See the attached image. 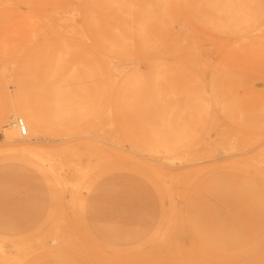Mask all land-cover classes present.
Segmentation results:
<instances>
[{
    "label": "rangeland",
    "instance_id": "rangeland-1",
    "mask_svg": "<svg viewBox=\"0 0 264 264\" xmlns=\"http://www.w3.org/2000/svg\"><path fill=\"white\" fill-rule=\"evenodd\" d=\"M257 5L264 12V0H257ZM235 7L236 0H6L0 6V81L11 80L6 99L22 97L41 116L53 109L41 88V72L48 65H18L41 33L86 36L89 38L84 45L90 47L93 34L113 32L103 25L104 21L135 18L141 15L136 10L147 8L152 11L149 17L163 18L167 26L140 29L141 32L162 33L169 39L190 37L191 47L209 51L221 44L219 36L233 43L227 39L233 34L226 36L222 31L216 36V27L218 20L229 19L227 10ZM249 34L244 35H253L257 40L256 34ZM242 49L230 55L234 65L169 68L178 77L166 88L177 93L174 99L170 92L165 102L182 101L188 105L196 98L199 107L206 106L199 115H186L188 110L173 115L178 130L190 134L191 139L177 142L167 135L174 145L166 152L160 147L152 151L141 145L151 140L149 126L160 124L150 109L161 110V101L153 102L149 92L128 101L118 99L114 93L123 86L120 82L124 76L145 74L144 65H128L118 71L112 93L104 101L105 112L98 117L100 130L87 132L101 142L87 139L81 132L62 129V136L71 138L64 144L65 154L59 165L63 172L59 170L56 177L46 181L35 177L30 184L36 198L42 200L41 217L54 219L46 224H70L68 247L73 264H264V237L259 239L264 232V183L247 178L245 173L250 163L263 172L259 163L264 159V45ZM58 66L68 80L70 70L78 65ZM17 71L20 78L14 80ZM189 77H195L194 82ZM73 82L68 81L67 86L74 88ZM80 82L86 84V79ZM90 82L96 87L102 84L95 77ZM143 88L153 90L151 84ZM52 127H44L42 135L50 136ZM7 128L6 122L0 127V163L10 153L3 135ZM130 135H136V143ZM84 142L94 147L75 146ZM81 151L92 159L86 174L84 162H75ZM75 166L81 174L73 182L71 169ZM115 176L122 177L118 186L127 179L132 182L136 199L130 208L108 204L93 222L86 208L60 196L69 190V183L84 192L98 181L108 187L109 178ZM6 185L0 177V188ZM155 188L169 193L172 214L160 215L157 208L144 203L145 196L149 201L155 196ZM102 225L107 226L104 233ZM212 227L222 233L209 236ZM132 234H137L136 239ZM112 237L115 240L110 241Z\"/></svg>",
    "mask_w": 264,
    "mask_h": 264
},
{
    "label": "bare ground",
    "instance_id": "bare-ground-1",
    "mask_svg": "<svg viewBox=\"0 0 264 264\" xmlns=\"http://www.w3.org/2000/svg\"><path fill=\"white\" fill-rule=\"evenodd\" d=\"M5 2L6 0H0V6ZM229 11V19L217 21L219 26L216 27L218 29L216 36L222 31L226 36L231 33L233 35L227 39L231 38L233 43L228 44L219 36L221 44L214 45L209 51L191 47L190 37L174 36L169 39L162 33L141 32L140 29L156 30L165 29L167 26L163 18L149 17L152 11L147 8L135 11L144 16L104 21L103 25L113 32L93 34L90 38L93 44L90 47L84 45L89 38L86 36H67L54 32L38 35L30 46L27 57L18 65H48L41 72V88L53 109L45 116H41L38 109L29 107L22 97L7 100V83L11 80L0 81V127L6 122L8 128L3 130V135L8 143L7 150L10 152L6 155L5 161L0 163V177L7 184L0 188V264H73V256L68 247L72 231L70 224L68 226L46 224V221L54 219L41 217L43 203L41 199L36 198L34 192L36 190L30 182L38 176L46 181L48 178L56 177L59 170L60 173L63 172L59 165L65 154L64 144L71 141L70 137L62 136L65 131L81 132L80 134L87 139L101 142L100 138L88 135L87 132L100 130L98 117L105 112L104 101L107 100V94L112 93V85L117 82L118 71L124 67L144 65L147 72L143 75L124 76L120 82L124 87H118L114 92L118 99L128 101L135 97H144V93L149 92L148 96L153 102L161 101V110L150 109L160 124L149 126L151 140L148 144L141 145H146L152 151L160 147L166 152L168 147L174 145L169 142L167 135L175 137L177 142L191 139L190 134H181L182 130H178L175 123L178 121L173 115L187 112L186 110H188L186 115L190 116L195 112L199 115L198 112H202V107L206 104L199 107L196 98L188 105L182 101L180 104L175 102L167 104L165 97L171 92L175 99L177 92L172 91L173 89H169L168 92L166 86L178 77L175 73L169 72V68L178 69L181 65H234L230 57L233 50H243L245 46L255 48L257 44L264 45V33H261L264 32V12L259 10L257 0H236V7L227 10ZM118 12L124 14V11ZM232 30L239 33L236 34ZM249 33L256 34L257 40L251 37L253 35L249 37L244 35ZM0 38L2 39L1 36ZM58 65L78 66L70 70L67 80L59 72L61 67ZM55 76L57 78H54ZM92 77L101 80L100 87L90 82ZM19 78L20 71H17L13 79ZM84 78L86 84L80 82L84 81ZM188 80L194 82L195 77H189ZM68 81H74V88L67 86ZM145 84H151L153 90L145 91L143 88ZM159 88L163 90H158ZM50 125H53L55 132L48 137L43 136V128ZM62 129L64 132H61ZM176 130L179 134L175 135ZM130 139L136 143V135H130ZM78 145L94 147L90 142L77 143L75 146ZM89 156L83 151L75 156L77 164L84 162L85 174L92 164ZM259 164L263 172L258 170L255 163H250L246 166L245 173L247 178L261 179L264 183V159ZM71 170L73 173L71 181L74 182L81 171L78 166ZM109 179L108 187L98 181L92 187H87L84 192L74 186V183H69V190L66 189L60 196L92 213L89 217L91 222L101 216L108 204L116 203L122 208H130L137 195L131 186L132 182L127 179L128 183L123 181L121 186H118L122 177L115 176ZM152 185L155 186V183ZM155 190L152 200L149 201L145 196L144 203L149 202V206L157 208L160 215L172 214L174 210L170 208L169 193L164 189L161 192L157 191L158 188ZM102 226L104 233L107 226ZM219 233H222L220 229L212 227L208 235L214 237ZM199 235L206 236L204 233ZM131 236L136 239L137 234ZM262 236L264 237L263 231L259 239ZM104 238L106 239L107 235H104ZM109 240L113 241L115 238Z\"/></svg>",
    "mask_w": 264,
    "mask_h": 264
}]
</instances>
